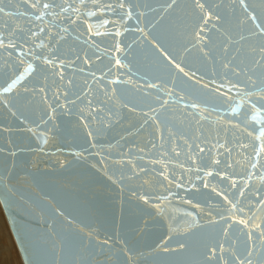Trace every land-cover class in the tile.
Here are the masks:
<instances>
[{
	"label": "water",
	"instance_id": "95a60500",
	"mask_svg": "<svg viewBox=\"0 0 264 264\" xmlns=\"http://www.w3.org/2000/svg\"><path fill=\"white\" fill-rule=\"evenodd\" d=\"M0 207L22 264H264V0H0Z\"/></svg>",
	"mask_w": 264,
	"mask_h": 264
},
{
	"label": "bare ground",
	"instance_id": "6f19581e",
	"mask_svg": "<svg viewBox=\"0 0 264 264\" xmlns=\"http://www.w3.org/2000/svg\"><path fill=\"white\" fill-rule=\"evenodd\" d=\"M1 209V207H0ZM2 211V209H1ZM3 214V212H2ZM3 217H4V214H3ZM4 220H5V217H4ZM6 222V220H5ZM6 225H7V222H6ZM7 228H8V225H7ZM9 230V228H8ZM6 227L4 225V222H3V219H2V216L0 214V264H19L18 263V259L14 253V245H15V242H14V239L11 235V232L9 230V233L12 237V240L14 242V245H13V242L11 240V237L10 235L8 234V232H6ZM16 247V245H15ZM17 250V248H16ZM17 253H18V250H17ZM18 256L20 258V255L18 253ZM21 261V259H20ZM22 263V261H21Z\"/></svg>",
	"mask_w": 264,
	"mask_h": 264
},
{
	"label": "rangeland",
	"instance_id": "374dc122",
	"mask_svg": "<svg viewBox=\"0 0 264 264\" xmlns=\"http://www.w3.org/2000/svg\"><path fill=\"white\" fill-rule=\"evenodd\" d=\"M0 214H1V216H2V219H3V222H4V225H5V227H6V232H8V234L10 235V233H9V230H8V228H7V225H6V222H5V220H4V217H3V214H2V211H1V209H0ZM10 237H11V235H10ZM11 240H12V237H11ZM12 242H13V240H12ZM13 245H14V242H13ZM14 253H15V255H16V257H17V259H18V263L19 264H22L21 263V261H20V258H19V256H18V253H17V250H16V247H15V245H14Z\"/></svg>",
	"mask_w": 264,
	"mask_h": 264
}]
</instances>
